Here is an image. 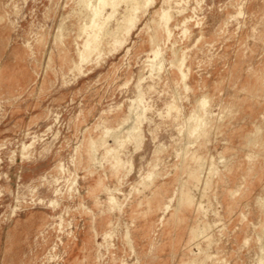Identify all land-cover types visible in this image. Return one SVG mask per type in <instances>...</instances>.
<instances>
[{
  "label": "rangeland",
  "instance_id": "obj_1",
  "mask_svg": "<svg viewBox=\"0 0 264 264\" xmlns=\"http://www.w3.org/2000/svg\"><path fill=\"white\" fill-rule=\"evenodd\" d=\"M80 1L0 0V264H264V0H153L81 63Z\"/></svg>",
  "mask_w": 264,
  "mask_h": 264
},
{
  "label": "bare ground",
  "instance_id": "obj_2",
  "mask_svg": "<svg viewBox=\"0 0 264 264\" xmlns=\"http://www.w3.org/2000/svg\"><path fill=\"white\" fill-rule=\"evenodd\" d=\"M95 1L96 2L94 4H92V5H90L91 0H83L84 3L83 4H80V8L81 9L85 5L87 8L89 7L90 8L89 11H91L89 21L83 22L82 25H81L80 33H84V38H83V41L81 42L80 49L78 47V49H79V61H80V63L83 62V61H85V60H87V59L88 60L89 59H92L94 56L99 55L100 52L102 51V48L101 47L103 45H106L108 43H111L112 45H114L115 48L117 46H120L125 41V38L127 36H129V33L131 32V30L133 28H135V26H136V23H137V20H138V17H139L138 9L139 8H143L144 4L146 6H148L147 4L153 2V0H95ZM121 2H123L125 4H124V7L122 9L121 17L117 19V25H116V27L115 28L109 27L108 29L104 30L103 34L100 35V33H99L98 30L100 29L101 25H103L102 23H104V21H106L107 19H110V17L114 15V13L116 12V9H117L118 5H120ZM146 6L144 8H146ZM106 7H109L111 9V11L106 13L105 12ZM85 9L86 8H84V10ZM166 9H167V6H166V8L164 6H161L160 7V9L158 11L159 12V16H158V19L159 20L157 22H159V23L161 22V24L165 28V31H166L165 33L167 34V38H170L172 32H171V29L167 27V25L169 23V20L171 18V15L166 12ZM86 11H87V9H86ZM87 14L89 15V13H87ZM87 18L88 17H86V19ZM157 26H158V24H157ZM100 30H102V29H100ZM186 31H187V29L184 28L183 29V33H185ZM154 38L155 37L152 35L151 36V39L154 40ZM152 40H150V41L152 42ZM155 44H157V43H155ZM152 52H153V57L154 58L156 56H158L159 53H161V51L158 49V47L156 49H152ZM148 60H150V59H148ZM183 60H184V58H181V64L180 63H179L180 65L178 64V70L181 73V77L180 78L185 79L187 73L181 68V65L183 64ZM157 63L159 65L158 67L160 68L161 67V62L159 61ZM152 66L153 65L151 64V68H152ZM156 70H157V68H156ZM138 93L139 92L137 90V96H138ZM205 96H203V97L200 96L199 99H196L197 100V104H196L197 105L196 106L197 108L196 109L199 108V109L203 110V113H205V115H206L208 109H206L205 107H208V106H206L208 104V100H207V98ZM133 100H134V98H133ZM168 103H167V105H168ZM169 106H170V104H169ZM139 107H141V106H139ZM167 108H168V106H167ZM169 109H170V107H169ZM140 110H141V112L139 113V116H137V118H136L137 119V122H135L136 125L133 126V128L134 127L136 128V130H137L136 132L137 133H135V131H132V132L127 133V135H125V137H124L125 138V141H127V142L136 141L135 143H138V140H139L138 137L140 136V138H141L139 123L142 120V117L141 116H142V113H144V112H143V109L142 108ZM196 113H197V111H196ZM196 113H193V114H196ZM143 116H144V114H143ZM188 117H189V115H188ZM188 117H187V119H188ZM191 117H193L192 119H194V122H195L194 124L195 125L193 127H191L189 131L191 133L192 132L194 133V132H196V130H198V128H200L201 126H203L202 124H203V119L204 118H202V114L201 115H198L197 114V115L194 116V115H192V113L190 115V118ZM126 119H128V118H126ZM205 122L206 121H204V125H205ZM132 125H133V123H132ZM129 127L130 126H128V130H129ZM131 128H132V126H131ZM126 132H127V130H126ZM90 146H92V148H93V145L92 144ZM108 149H110V147H108ZM111 149H112V147H111ZM91 151H92V149H91ZM109 151H111V150H109ZM92 153H93V151H92ZM191 157H193V159H198L199 158V156L197 154H194ZM122 163H123V161L120 158V156L118 154H114L112 156V162L110 164L111 165L112 173L119 172V167H120L119 165L121 164V166H122L123 165ZM131 167H132V164H131ZM209 167H211V166H209ZM188 174H189V176L191 178L198 179L197 174H196V168L195 169L194 168L190 169L189 172H188ZM149 175H150V173H149ZM149 175H147V176H149ZM150 176H152V175H150ZM106 189H108V187ZM159 189H160V186H156L155 189L153 190V192H154L153 195L156 194L155 196H158L160 194ZM181 193H182L181 194L182 195V197H181L182 203L184 202V203H187L188 205H191L192 204V201H193L192 200V196L185 189H182L181 190ZM108 199L111 200V202H112V201H114L115 198H114L113 195H110L108 197ZM169 199H170V197H169ZM52 201L53 200L51 199V203H52ZM155 203H156L155 206H154L155 207V210L156 209H161L164 212V211H166L168 209V205L169 204H167L166 201L163 202V203H161L159 201L158 202H155ZM180 203L181 202L179 201L178 204H180ZM197 205H200V204L197 203ZM81 207H84V206H81ZM178 208H179V206H176L175 208H173V210L171 209L172 210L171 211V217H173L175 215V213L177 212ZM82 209L88 211V209H84V208H82ZM159 219H160V217H159ZM206 239H207V237H206ZM209 243H206V244H209ZM86 246L87 245L84 244V247L85 248H87ZM85 258H88V256L86 255L82 259H85ZM82 259H79L77 261H74V263L75 264H80L81 261H82ZM260 260H261V258H260ZM190 261L193 262L191 259H190ZM198 262L201 263V261H198ZM202 262H204V261H202ZM189 263L190 262H188V264ZM90 264H96V263L93 261V262H90Z\"/></svg>",
  "mask_w": 264,
  "mask_h": 264
}]
</instances>
